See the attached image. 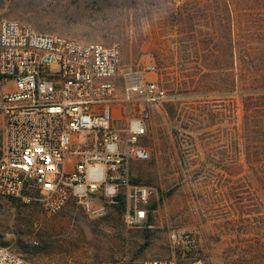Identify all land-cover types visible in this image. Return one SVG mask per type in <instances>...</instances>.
Segmentation results:
<instances>
[{"label": "rangeland", "instance_id": "obj_1", "mask_svg": "<svg viewBox=\"0 0 264 264\" xmlns=\"http://www.w3.org/2000/svg\"><path fill=\"white\" fill-rule=\"evenodd\" d=\"M4 19L116 45L118 91L137 73L167 98L147 122L149 158L127 167L151 190L146 223L128 226L121 207L92 220L0 196L1 244L38 264H142L177 255L168 233L183 229L198 250L182 263L264 264V112H245L234 80L250 59L233 52L264 42V0H0ZM114 113L124 124L133 110Z\"/></svg>", "mask_w": 264, "mask_h": 264}, {"label": "built area", "instance_id": "obj_2", "mask_svg": "<svg viewBox=\"0 0 264 264\" xmlns=\"http://www.w3.org/2000/svg\"><path fill=\"white\" fill-rule=\"evenodd\" d=\"M119 65L116 45L0 22V196L37 202L49 215L73 204L92 220L124 201V222L146 223L151 190L131 183L127 167L149 158L147 122L167 94L137 73H126L119 92ZM123 103L133 110L124 124L114 113ZM168 238L178 254L142 264H202L181 262L197 252L195 235L173 229ZM0 264L38 263L0 243Z\"/></svg>", "mask_w": 264, "mask_h": 264}, {"label": "trees", "instance_id": "obj_3", "mask_svg": "<svg viewBox=\"0 0 264 264\" xmlns=\"http://www.w3.org/2000/svg\"><path fill=\"white\" fill-rule=\"evenodd\" d=\"M254 36V34H251ZM260 38L256 37L251 39V41H259ZM264 42H260L255 47H246V54H242L240 49L236 51V48H233V52L240 53L242 58L245 56L249 58L247 63L248 66L243 69L244 79L238 81L234 80L236 86L239 85L238 93L245 94L243 96V106L246 113L254 112V110L262 109L264 112ZM242 65V64H241ZM239 66V68L241 67ZM238 68V67H237ZM238 68V69H239ZM124 209V201H121V205L118 208Z\"/></svg>", "mask_w": 264, "mask_h": 264}]
</instances>
